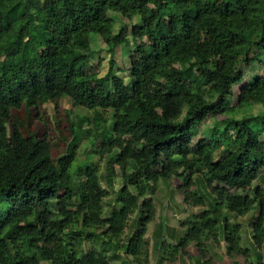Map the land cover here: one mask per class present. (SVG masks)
<instances>
[{"label":"trees","instance_id":"obj_1","mask_svg":"<svg viewBox=\"0 0 264 264\" xmlns=\"http://www.w3.org/2000/svg\"><path fill=\"white\" fill-rule=\"evenodd\" d=\"M109 12L138 21L115 35ZM92 34L111 53L126 47L124 75L88 74ZM257 67L264 0H0V264H115L123 251L150 264L153 198L176 178L186 204L209 207L182 222L171 263L195 244L203 264H216L206 246L222 235L229 258L247 254L230 214L253 210V240L264 247V114L239 117L264 106V74L245 79ZM64 99L92 114L70 121L55 156L47 133L29 128L43 105L57 111ZM207 119L210 135L194 144ZM83 141L109 156V188L120 171V207L108 217L100 161L75 166Z\"/></svg>","mask_w":264,"mask_h":264},{"label":"rangeland","instance_id":"obj_2","mask_svg":"<svg viewBox=\"0 0 264 264\" xmlns=\"http://www.w3.org/2000/svg\"><path fill=\"white\" fill-rule=\"evenodd\" d=\"M110 16L115 20L114 34H118L120 29L125 25H133L138 21V18L130 19L123 17L117 13L109 12ZM130 48L133 49V45L130 44ZM128 50L126 47L118 46L114 49V52H110V47L104 42V40L98 34L91 35V51L88 53L87 59V72L88 74H96L99 77L106 76L110 69L113 68L114 72L118 76L124 75L125 69L128 65ZM254 73L264 74V70L257 67L254 71L248 70L246 80L252 76ZM239 91V86L235 88V94ZM59 109L54 110L52 104L43 105L42 110L39 113L40 117L37 118L29 128L30 132L38 130L39 137L47 133V138L53 144V154L55 156L64 153L67 148V144L70 141L69 135V123L71 120L83 119L87 116H91V112L85 109L76 108L72 105V102L68 99L60 101ZM25 112H22V119ZM262 115L264 114V106L255 105L248 108L243 113H240L239 117H244L248 115ZM230 117L232 114L229 115ZM228 116H223L221 118L226 119ZM212 119H207L203 125L200 127V133L198 137L195 138L194 144H196L201 137L209 136L210 129L213 126ZM264 138V136H263ZM100 148V147H99ZM98 148V149H99ZM90 146L87 141H83L79 147L77 154V164H83L88 159L91 162L97 163L100 161L101 173H102V184L103 187L109 190V197L104 200V215L108 217L114 207H120L118 202L119 189L122 186V180L120 178V171L117 166H115L117 177L114 178L112 182V187L109 188L105 175H106V165L109 160V156L100 160L99 156L92 155L90 151ZM215 157H219V151L216 148ZM264 175V172H262ZM198 177L195 175L194 178ZM181 178H176L171 182H161L157 194H155L154 205L156 208L155 217L152 222L148 224V231L146 238L149 241V253H150V264H203L204 260L199 254L195 244H190L185 248L176 258L175 263L170 261L173 258L174 252L171 245H175L178 240L184 238L188 231L187 226H182V222L187 220L192 213H198L202 210H206L209 204H204L202 207H191L184 202V189L181 188ZM191 190H197V187L192 186ZM212 201L208 198V202ZM207 202V203H208ZM226 212V210H225ZM227 213V212H226ZM109 214V215H108ZM255 210L251 214L242 217L230 214L231 222L241 226V236L242 242L241 246L248 250L247 254L237 257L232 260L228 257L226 253V242L223 240V235L220 240L221 243H216L214 241H209L207 244V254L206 258H211L216 264H259L258 258L262 257V262L264 264V247L258 248L253 240V229L250 224V219L255 216ZM137 215V213H136ZM134 215L129 219L128 228L123 236L126 242L129 237L134 233V223L135 219H138L139 215ZM142 215V214H141ZM229 217V216H228ZM229 217V219H230ZM222 222V220L220 221ZM128 236V237H127ZM94 248L100 251L104 248L101 240H95ZM90 248L89 244L84 245V251ZM46 264V263H43ZM115 264H136L133 262V258L128 256L126 252H121L120 258L115 261Z\"/></svg>","mask_w":264,"mask_h":264}]
</instances>
